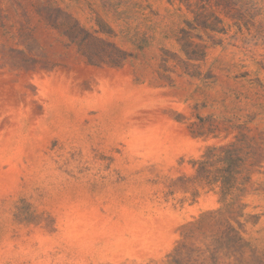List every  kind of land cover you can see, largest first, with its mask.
I'll use <instances>...</instances> for the list:
<instances>
[{"label": "rangeland", "instance_id": "1", "mask_svg": "<svg viewBox=\"0 0 264 264\" xmlns=\"http://www.w3.org/2000/svg\"><path fill=\"white\" fill-rule=\"evenodd\" d=\"M0 264H264V0H0Z\"/></svg>", "mask_w": 264, "mask_h": 264}]
</instances>
